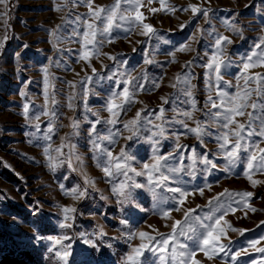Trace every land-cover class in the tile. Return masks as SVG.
Masks as SVG:
<instances>
[{"label": "rangeland", "instance_id": "374dc122", "mask_svg": "<svg viewBox=\"0 0 264 264\" xmlns=\"http://www.w3.org/2000/svg\"><path fill=\"white\" fill-rule=\"evenodd\" d=\"M114 3L115 0H93L92 8H107ZM190 5L207 10L208 16L204 17L202 11L194 15ZM153 8L158 11L153 13L150 11ZM140 11L146 17L144 23L154 27L155 35H142L141 27L125 23L122 28H114L110 37H99L104 41L100 55H90L89 62L81 59L84 21H97L90 19L88 0L0 3V43L3 44L0 48V256L3 250L12 247L23 253L29 251L31 264H62L49 251L48 237L67 235L70 239L63 243L71 245L69 264H126L132 248L142 243L138 236L129 240V235L146 232L160 239L159 234L170 233L173 223L183 221L185 211L190 208L197 210L191 215L201 219L227 210L220 225L227 234L221 237L225 252L209 248L206 255L192 241H185L195 251L194 260L199 264H233L232 253L253 239H260L257 247H264L261 239L264 237V174L253 175L254 180L261 181L253 186L243 175L244 154L235 166L222 158L214 126L209 128L212 135L203 136L201 142L177 122L184 120L188 127H195V121L209 122L208 96L215 98L217 82L215 73L205 65L213 54L223 61L220 88L236 91L234 85L244 73L242 65L247 62L246 57L256 51L254 45L264 38V0H164L163 8L160 0L151 3L141 0ZM220 36L228 37L231 43L222 42L221 51L217 52L215 43ZM184 45L188 48L179 51ZM256 73L264 75V67L257 64L244 75ZM178 75L190 81L197 107L193 120L178 115L191 110L190 98L180 91L184 85L172 86L177 83ZM129 78H134L131 85L126 83ZM243 83L241 78L239 84L243 86ZM140 84L144 85L143 90ZM124 87L134 92L133 102L124 105L119 123L113 127L106 123L111 116L107 111L108 101ZM25 104L29 106L27 117ZM161 107L163 121H156ZM142 109L140 127L134 135L124 124ZM45 111L55 115H44ZM58 115L65 116L64 125L53 127L51 139H44L49 123L53 125ZM36 116L40 117L39 121ZM98 117L101 122L93 133L92 124ZM149 119L163 123L165 128L157 154H173L168 161L171 167H180L183 157L184 169L166 173L172 180L164 187L155 188V195L149 190L153 186L148 184L147 176L129 173L130 184L135 182L145 187L130 188L131 196L127 198L119 196L113 187L124 177L105 175L102 168L106 157L93 142L97 134L115 133L114 143L104 141V148L118 156L127 147L135 156L133 167L141 171L144 163H152L153 157L149 137L156 129L147 123ZM238 119L244 122L247 117ZM74 122H78V128H73ZM37 123L39 131L34 127ZM129 136L131 140L127 139ZM62 144L74 147L71 150L65 147L64 155L59 156L56 149ZM178 144L182 146L179 149ZM48 145L51 149L46 154ZM49 155L59 161L55 167L50 165ZM205 156L217 167L205 165L202 162ZM86 178L94 183H86ZM168 187H180L190 193L183 206L178 204L179 194L168 192ZM74 189H87V192L77 199ZM226 189L254 193L247 198L250 207L233 203L226 195L221 198V202H226L224 208L215 211L217 202L213 198ZM209 201H213L212 208L208 207ZM228 204L236 211L228 209ZM65 207L76 210L67 213V220ZM177 207L179 211L175 210ZM164 211H170V218H162ZM122 220L128 223L122 224ZM62 223L70 227L61 228ZM232 228L244 231L241 234ZM37 236L42 239H34ZM85 239L97 247L89 246ZM143 242L148 243V238ZM248 253H242L237 264L252 260L264 264L262 254L254 248H248ZM142 259L151 264L155 256L145 250Z\"/></svg>", "mask_w": 264, "mask_h": 264}, {"label": "snow or ice", "instance_id": "6c2138e0", "mask_svg": "<svg viewBox=\"0 0 264 264\" xmlns=\"http://www.w3.org/2000/svg\"><path fill=\"white\" fill-rule=\"evenodd\" d=\"M0 3H7V0H0ZM93 0H88V6L90 9V19L97 21V23L89 22L88 20L84 21L85 31L82 36V45L83 51L81 54V59L90 62V55H100V47L103 44V40L99 37H110L114 28H122L124 24H130L133 26L142 28V35H155V29L151 24L144 23L146 17L140 11L141 0H115V3L110 7H99L98 9L92 8ZM151 3V0H149ZM161 8L164 7V0H160ZM193 14L203 12V16H208L207 10H202L196 5H190ZM175 9H169V11H174ZM187 11L188 9H184ZM153 13L158 11V9H150ZM183 27V25L181 26ZM127 30V29H126ZM76 35H80L76 33ZM110 43L111 40L109 39ZM222 42L231 43V40L226 36H220L216 39L215 47L217 52L221 51ZM264 38H261L260 42L254 45L256 51H253L250 55L246 57L247 62L242 65L244 73H247L248 70L252 67L259 66L264 67ZM3 47V44L0 43V48ZM188 48L187 45L179 48V51H184ZM174 56L175 53H172ZM115 59L114 57H110ZM146 63H152L151 60H146ZM191 62H189L190 64ZM207 68L212 70L215 73L216 79V96L215 98L210 94L208 96V112L206 115L210 118L208 123L195 121V127H188L187 123L184 120L177 121L181 123L184 127L188 129L189 132L193 133L197 139H201L203 136L212 135L209 131L210 127H215L217 129L216 139L220 141L219 148L222 152V158L230 166L237 165L243 155L244 162V172L243 175L252 183L253 186L261 183L253 179V175L257 173L264 174V147H261V144H264V75L259 73L247 75L244 73L237 78V84L234 85L236 91L228 92L225 89L220 88L219 84L223 80L221 75V68L223 66V61L218 59L216 54H213L211 60L207 65ZM93 72L95 69L93 68ZM243 78V86L239 84V80ZM134 78H129L126 83L131 85ZM177 83L173 84V87L178 85H184L180 91L187 97L190 98L191 110L181 111L178 115L186 117L189 120L194 119V112L197 111L195 98L192 97L190 81L186 77L177 76ZM228 83L229 87H233L230 82ZM140 90H143L144 85L140 84ZM211 88L212 85H209ZM134 92L130 91L129 87H124L122 92H114L112 97L108 101L107 111L111 114L110 118L107 119L106 123L115 127L119 123V113L124 110V105L133 102ZM164 103H168L166 98H162ZM117 100L120 102L117 103ZM28 104L24 105V112L27 117L28 115ZM144 110L138 111L136 117L131 121H128L124 124V127L129 129L135 135L136 130L140 127L141 123V114ZM164 108L161 107L159 114L155 116L156 121H163ZM44 115H55L54 112L49 113L48 111L44 112ZM98 116V114H97ZM247 117V120L241 122L238 117ZM36 121H39L40 117L36 116ZM101 121L99 117L92 124V132L95 133L96 124H99ZM149 125H152V128L156 129L151 132L149 137L153 148V157L152 163H144L143 169L137 171L132 165V161L135 160V156L130 154L127 151V147L122 148L118 156H114L113 153L104 148L103 142L108 141L109 143H114L112 135L100 136L97 134L96 140L93 142L97 151L106 157L104 161V166L102 168L103 172L108 177L114 176H123L124 179L113 187V191L116 192L119 196L129 197L131 196L130 188H143L145 185L138 183H129L132 180V177L129 173H133L137 176H147L148 184L150 186V191L155 195V188L164 187L165 184L172 180V176L166 173H179L183 171V157L180 161V167H171L168 164V161L172 158L171 153L168 155H159L158 145L160 143V137H164L165 128L163 123L157 124L153 120H147ZM78 122L73 123V128H78ZM37 131L40 130L39 124H35ZM53 125L49 123L47 133L44 136V139L50 140L51 133L53 132ZM252 137H259V142H256ZM131 140L132 136L127 137ZM202 142V139H201ZM67 147L70 150L74 147L71 144H62L60 148L56 149V152L59 156L64 155L63 149ZM179 144L177 148L179 149ZM51 145L45 147V153L49 154ZM193 155L192 159L195 163L197 157L195 150H192ZM50 165L55 167L56 163L59 161L53 159L49 155ZM202 162L205 165H210L211 168H216L217 165L212 160H209L207 156L203 157ZM224 171H228L227 168ZM86 183H94L86 178ZM168 192L179 194L178 204L183 206L186 198L190 195L189 192L184 191L180 187H168ZM87 192V189L80 191L79 189L73 190V195L78 199L81 196H84ZM201 195L203 194V189H200ZM228 196L233 203L241 204L244 206L250 207L247 198H251L254 193L252 192H229L227 189L225 192L218 194L217 197H214L213 200L216 201L215 211L220 212L224 208V203L221 202V198ZM239 197V200L235 198ZM166 199V198H165ZM213 201H209L208 207L212 208ZM228 209L232 212H235L236 209L231 207V204H228ZM179 211V207L175 209ZM74 208L63 209L65 213V220L68 219L67 213L75 212ZM196 209H187L184 213V219L176 220L172 225V230L168 234L160 233V239H157L155 236H150L149 233L139 232L137 234L129 235V240L134 239L138 236L141 239L142 243L136 247H133L131 252L126 257V264H150L148 260L142 259L144 256L145 250L151 252L155 256V260L151 261V264H199L198 261L194 260L195 251L189 249V244L185 241H192L196 248L199 251L205 252L207 255L206 249L211 248L214 252H225L226 246L221 243V237H226V233L223 228L220 227L221 221L224 220V217L227 215V210L222 211L220 215H208L204 219H201L199 216H193L191 214L195 213ZM255 211V209H252ZM162 218H170V211H164L162 213ZM122 224H127V220H122ZM61 228L70 227L66 223L60 225ZM202 230V231H198ZM232 231H240L241 234L244 230H239L232 228ZM148 238V243H144V239ZM34 239H42V237H34ZM51 242L49 248L50 252H53L54 255L62 262V264H69V257L71 256V245H65L63 241L69 240L70 237L65 236H52L48 237ZM261 239H264L262 237ZM154 241V243H153ZM91 247H97V245L88 239L84 241ZM260 239L250 240L247 245L241 249H237L231 255V260L233 264H237V258L244 255H249L248 248H254L256 252L261 253V261L264 262V247H257L260 244ZM209 259L212 257L209 256ZM245 264H257L255 260L247 261Z\"/></svg>", "mask_w": 264, "mask_h": 264}, {"label": "trees", "instance_id": "16d2710c", "mask_svg": "<svg viewBox=\"0 0 264 264\" xmlns=\"http://www.w3.org/2000/svg\"><path fill=\"white\" fill-rule=\"evenodd\" d=\"M27 253H23L20 250H16L15 248L9 247L3 250V253L0 256V264H31L32 258L31 256H27Z\"/></svg>", "mask_w": 264, "mask_h": 264}, {"label": "built area", "instance_id": "2783aa9c", "mask_svg": "<svg viewBox=\"0 0 264 264\" xmlns=\"http://www.w3.org/2000/svg\"><path fill=\"white\" fill-rule=\"evenodd\" d=\"M65 123V116L64 115H58L53 119V126L55 128H59Z\"/></svg>", "mask_w": 264, "mask_h": 264}]
</instances>
